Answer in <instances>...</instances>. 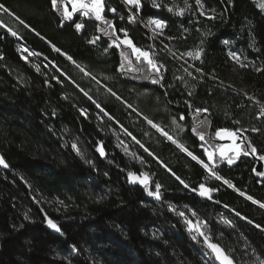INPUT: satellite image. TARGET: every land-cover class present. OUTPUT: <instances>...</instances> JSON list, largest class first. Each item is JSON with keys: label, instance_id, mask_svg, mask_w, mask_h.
<instances>
[{"label": "trees", "instance_id": "1", "mask_svg": "<svg viewBox=\"0 0 264 264\" xmlns=\"http://www.w3.org/2000/svg\"><path fill=\"white\" fill-rule=\"evenodd\" d=\"M201 2L209 15H200L196 0H156L160 8L141 0L133 23L124 0H104L103 17L116 35L126 32L164 66L163 79L153 84L156 74L143 60L137 64L127 46H111L115 35L105 36L107 25L95 17L79 12L64 19L60 0L59 10L51 0H0L25 21L0 12L17 32L0 28V154L8 165L0 168V264H217L178 212L203 221L202 230L236 264L264 262V208L253 202L264 203V179L252 171L250 155L231 165L221 161L215 140L217 129H239L264 155V10L261 0ZM156 19L166 22L163 35L149 29ZM228 44L246 67L229 56ZM19 45L35 57L25 59ZM122 52L133 66L123 72ZM197 107L209 111L196 113ZM112 129L130 144L131 156L117 147ZM205 148L215 153L213 161ZM129 172L147 173L151 190L161 186L160 199L131 182ZM201 183L217 189L211 199L192 191Z\"/></svg>", "mask_w": 264, "mask_h": 264}, {"label": "snow or ice", "instance_id": "2", "mask_svg": "<svg viewBox=\"0 0 264 264\" xmlns=\"http://www.w3.org/2000/svg\"><path fill=\"white\" fill-rule=\"evenodd\" d=\"M125 3L128 5L136 7L137 10H139L142 7L141 0H125ZM200 3H201V0H196L197 5H200ZM69 4H71V11H69V8H68ZM60 5L63 8V12H62L63 18L67 19V20H72L74 18L75 14L79 13V12H82L83 16H85V17H88L90 15V13L94 14L95 20L101 21L105 25H107L106 28L102 29L105 36H114L115 35V38L111 40V46H114V47L119 49L121 47V45H125V46H127V48H129L131 50V54L135 57L137 64H139L143 60L146 63V65L149 67V69L156 74L155 77L151 80V82L153 84H158L163 79V76L160 75V73H161V70L164 66L162 64L158 65L152 59V54L149 51L143 50L140 47H137L131 39H128L126 37V32L123 29H121L120 31L125 32V38L120 39V37L118 35H116L115 25L112 22L104 19L103 15H102V13L104 11V7H105L104 0H60ZM51 6L53 9L59 10L58 0H51ZM153 6L156 8L161 7L160 4L156 3V0H153ZM260 8H261V10H264V3L260 4ZM166 10L171 13V12H173V7H167ZM110 11L115 13L117 10H116V8H111ZM0 12H3L7 15L12 16L14 20L18 21L22 25L25 24V21L23 19H21L20 16L16 15L13 11H11L9 8H7L3 3H0ZM177 14L180 16H183L185 14V8L181 7ZM200 15L203 16V15H206V13L201 9ZM121 18H123V17H121ZM134 18H135L134 16H131V15L129 16V20H132ZM207 18L208 19H216V17L214 15H210ZM150 23L155 26L153 31L159 29L160 34L163 35V29L166 27L165 21L156 19V20H151ZM25 26H27V25H25ZM83 27H84V25L81 23L75 24V28L77 30L83 29ZM0 28L6 29V31L14 37L17 36V32L13 31L10 27H8L7 24L3 23L2 21H0ZM109 29H111V31H109ZM169 39H174V37H169ZM89 42L95 43V40H92ZM224 43L227 44L228 41H224ZM25 51H27V49H25ZM56 51L59 52L60 49H56ZM187 54H188V56L194 57V59H199L201 52L198 51L194 54L193 52L189 51ZM121 56H122V62L119 66V70L121 72H123L124 68H125L124 62L126 61L128 65H131L132 61H131V59H129L128 56H125L123 52L121 53ZM229 56L232 57V59L235 60L237 63H239L241 67L247 66L241 61V57L238 54H236L234 52H229ZM25 59H27V57H25ZM68 59L72 60V57L68 56ZM135 70L136 71H142L141 68H137ZM197 71H201V70L197 69ZM111 91L112 90L109 89V92H111ZM85 95H87V93H85ZM113 95H115V93H113ZM189 95H191V93H189ZM89 99H91V97H89ZM96 107L101 108V106L99 104H96ZM128 107L131 108L132 106L128 105ZM188 108L191 109L192 105L189 104ZM101 110L103 111V109H101ZM194 111L196 113H200V112H208L209 110L207 108L197 107L194 109ZM53 115H55L54 112H53ZM260 115L264 116V109L261 110ZM145 119L147 120L148 124L152 125V127L157 128L159 131H161L163 133V135L169 141H172L173 143H175V141L173 140V137L169 136V134L167 132H165L162 128H160L158 124L154 123L152 120L148 119L147 117H145ZM179 119L185 120L186 117L183 114H180ZM191 131L193 133H196V128L193 127L191 129ZM252 131L253 132H259L260 129L254 128V129H252ZM239 132H240L239 129H237V130L217 129L215 132V136L217 138L222 140L225 138V135H227V137L232 141V145L230 148H225V147L221 146L219 149L220 160L221 161L226 160L228 165L235 163V161L241 156V154H243L244 156H249V155H256L258 152L257 148L255 146H252L251 142L248 141L246 139V137H243L242 135L238 134ZM125 133L129 136L132 135L131 133L127 132L126 129H125ZM132 138L134 140L136 139L134 136ZM199 140L200 141L205 140V136L203 133H199ZM238 140H239V143H237ZM137 143H139V141H137ZM72 147L74 149H77V146L75 144H73ZM201 147L203 148L204 145L202 144ZM98 150L100 151L101 155H104V150H103L102 144L99 146ZM77 151H79V150L77 149ZM145 151H148V149H145ZM185 151H187V149H185ZM229 152H231L232 155H228ZM188 155L191 156L192 159H194V160L198 159L191 152H188ZM204 155L207 156V159L209 161H213L215 153L213 151H208L207 148H205ZM258 159L261 162H264V155H259ZM199 162L205 169H207V171L209 173H211L213 176H215L217 180L221 179V177L218 176L216 174V172L212 168H210L207 163H205L203 160H200ZM0 164H2L5 168L8 167V165L4 161L3 156H0ZM252 171L255 173V175L257 177H264V171H259L256 168H253ZM128 177H129V180L131 182L139 183L145 189H148L147 194L149 196H153L156 199H160V187L161 186L159 184H156L155 185V191L151 190L149 188L150 178H149L147 173H143L142 178H141V175H137V173H135V172H129ZM176 179L179 180L181 184H184V186L186 188L189 187V185L185 184V182L183 180H181L179 176H177ZM223 183L227 184L228 181L225 179L223 181ZM214 190H217V189L206 187L205 184H203V183H201L199 185L198 189L197 188L192 189V191H198L200 196L208 197L209 199H211V193ZM248 199L252 200L253 198L251 196H248ZM253 202L259 204L261 208H264V203H260L259 201H253ZM179 215L184 217L185 213L180 212ZM192 215L195 216V213L193 212ZM236 215L240 216V213H236ZM185 222L188 225V231L190 233L195 232L200 237L203 238L204 245L206 246V248L208 250L211 251V253L215 254V257L218 261H220V264H235V262L232 259L230 254L226 253L225 250L223 248H221L218 243L211 241L210 236L207 235L205 233V231L202 230L201 222L199 220H196L194 222L193 220L185 217ZM229 223H231V222H229ZM47 224L50 228L54 229L56 232H58V233L61 232L60 227L56 223H54L51 219H48ZM22 226L23 225H21V227ZM257 227H259V225H257ZM191 238L195 241V240H197V235L194 234V235H192ZM72 247L74 248L75 246H72ZM262 264H264V262H262Z\"/></svg>", "mask_w": 264, "mask_h": 264}, {"label": "rangeland", "instance_id": "3", "mask_svg": "<svg viewBox=\"0 0 264 264\" xmlns=\"http://www.w3.org/2000/svg\"><path fill=\"white\" fill-rule=\"evenodd\" d=\"M124 2H125V0H124ZM261 3H264V0H261ZM126 5H128V4H126ZM129 6H131V5H129ZM199 6H200V10L202 9V10L206 13V15H209V13L204 9L202 2L200 3ZM131 7H132V6H131ZM68 8H69V11H71V4L68 5ZM62 9H63V8H62ZM81 13H82V12H81ZM103 13H104V11H103ZM103 13H102V15H103ZM90 15L94 17V14H92V13H90ZM90 15H89V16H90ZM149 27H150L149 29H150L151 32L154 34V36H157V35L160 34V30H159V29L153 31V29L155 28V26H154L153 24L150 23ZM121 39H123V38H121ZM228 46H229V50H230V52H234V53L238 54V55L241 57V55H240L238 52H236V51H234V50L232 49V46H231L230 44H228ZM25 49H27V51H25ZM19 50H20V52L22 53L23 57H24V58L27 57L28 60H29L30 58L35 57L34 54H33L28 48H26L24 45H19ZM125 56H128V55L126 54ZM128 57H129V56H128ZM241 61L243 62V58H242V57H241ZM125 68H126V69H128V68L132 69L133 66H132V64H131V65H128L127 62H126V63H125ZM111 132H112V134H113L114 137H115V142H116L117 147L120 148L121 150H123V151H124L125 153H127L129 156H131L132 153H131V147H130V144H129L126 140H124L123 138H121L120 134L117 133L114 129H112ZM73 144H75V145L77 146V149L79 150V151H77V149H75L76 152H77L78 154H80L81 156H83V154H82V152H81V149L79 148L77 142H75V143H73ZM181 148H182V147H181ZM182 149H183V148H182ZM183 150H184V149H183ZM141 178H142V175H141ZM175 210H176V209H174L173 211H175ZM178 213H180V212H178ZM185 217H186V216L183 217L184 220H185ZM187 218H188V217H187ZM188 219H190V218H188ZM191 220H192V219H191ZM193 221H194V220H193ZM194 222H195V221H194ZM200 222H201V228H203V226H204V222H203V221H200ZM187 226H188V225H187ZM194 234L197 235V238L199 237L198 234L195 233V232L191 233V236L194 235Z\"/></svg>", "mask_w": 264, "mask_h": 264}, {"label": "water", "instance_id": "4", "mask_svg": "<svg viewBox=\"0 0 264 264\" xmlns=\"http://www.w3.org/2000/svg\"><path fill=\"white\" fill-rule=\"evenodd\" d=\"M154 128V127H153ZM157 132H159L161 135H163V133L161 131H159L157 128H154ZM211 131L212 129H210V134H211ZM239 135H242L240 133H238ZM164 136V135H163ZM243 137H245L244 135H242ZM165 137V136H164ZM215 140L220 143L223 147L225 148H230L231 145H232V141L227 137V135H225V138L224 139H219L215 136ZM172 142V141H171ZM237 143H239V140L237 141ZM0 156H2L0 154ZM256 162V165H255V168L259 171H264V162H261L259 159H258V155H250ZM5 161V160H4ZM6 163V161H5ZM7 164V163H6ZM0 168L2 169H7L8 167H4L2 164H0ZM260 179H264V177H258ZM55 223V222H54ZM52 230L53 233L55 234H60V232H56L54 229L50 228ZM199 236V235H198ZM200 237V236H199ZM202 240L203 238L200 237ZM212 241V240H211ZM213 242V241H212ZM221 248H223L221 245H220ZM224 249V248H223ZM225 250V249H224ZM209 252L211 253V251L209 250ZM226 252V251H225ZM227 253V252H226ZM211 255L213 256V258L215 259V261L217 262V264H220V261H218L215 257V254L214 253H211ZM235 262V261H234ZM236 264V263H235Z\"/></svg>", "mask_w": 264, "mask_h": 264}, {"label": "built area", "instance_id": "5", "mask_svg": "<svg viewBox=\"0 0 264 264\" xmlns=\"http://www.w3.org/2000/svg\"><path fill=\"white\" fill-rule=\"evenodd\" d=\"M126 8L130 11L131 16L135 17L134 19H132L130 21L133 22V23L138 22L139 21V14L142 12L143 6L139 10H137L136 7H134V6H132V7L131 6H126ZM132 8H134L135 10H132ZM149 52L152 54V52H154V51L153 50H149Z\"/></svg>", "mask_w": 264, "mask_h": 264}]
</instances>
